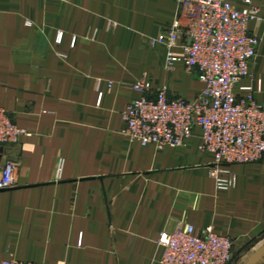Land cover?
<instances>
[{
  "label": "crops",
  "instance_id": "1",
  "mask_svg": "<svg viewBox=\"0 0 264 264\" xmlns=\"http://www.w3.org/2000/svg\"><path fill=\"white\" fill-rule=\"evenodd\" d=\"M250 1L264 17V0ZM178 8L177 0H0V107L25 130L17 144H0V171L18 162L17 185L0 191V259L160 264L159 238L182 224L232 238L241 264L264 247V161L228 166L233 184L219 190L199 127L181 147L123 133L145 73L176 96L204 88L183 62L167 70V46L149 43ZM250 31L264 35V24ZM251 70L235 93L252 87L264 104V37Z\"/></svg>",
  "mask_w": 264,
  "mask_h": 264
},
{
  "label": "built area",
  "instance_id": "2",
  "mask_svg": "<svg viewBox=\"0 0 264 264\" xmlns=\"http://www.w3.org/2000/svg\"><path fill=\"white\" fill-rule=\"evenodd\" d=\"M178 15L165 32L149 43L168 48L166 69L183 62L187 72L198 76L204 88L194 98L176 96L168 86L154 87L145 73L132 88L139 97L124 110L123 133L143 145L157 148L185 146L195 128L202 130L200 149L213 154L209 175L219 190H228L234 174L232 164L264 161V104L255 99L252 87L247 95L235 93L246 77H255L251 65L263 41L262 32H251L250 23L264 24L260 9L243 10L230 0H177ZM110 26V24H109ZM183 53L176 55L174 48ZM25 134L0 107V144L14 145ZM18 162L7 163L0 171V191L18 183ZM160 264H235L233 240L207 228L202 235L192 224L164 232ZM0 264H48L16 258Z\"/></svg>",
  "mask_w": 264,
  "mask_h": 264
},
{
  "label": "water",
  "instance_id": "3",
  "mask_svg": "<svg viewBox=\"0 0 264 264\" xmlns=\"http://www.w3.org/2000/svg\"><path fill=\"white\" fill-rule=\"evenodd\" d=\"M264 256V247L258 250L245 264H256Z\"/></svg>",
  "mask_w": 264,
  "mask_h": 264
},
{
  "label": "rangeland",
  "instance_id": "4",
  "mask_svg": "<svg viewBox=\"0 0 264 264\" xmlns=\"http://www.w3.org/2000/svg\"><path fill=\"white\" fill-rule=\"evenodd\" d=\"M261 15V14H260ZM264 18V17H263ZM27 24L30 26L31 25V23L28 21L27 22ZM234 260H235V264H241V262H239V261H236L237 260V258L236 257H234Z\"/></svg>",
  "mask_w": 264,
  "mask_h": 264
}]
</instances>
